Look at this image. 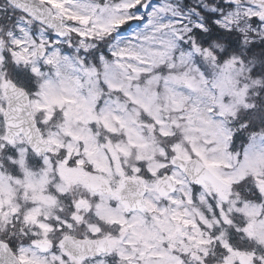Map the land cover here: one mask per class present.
<instances>
[{
	"label": "snow or ice",
	"instance_id": "snow-or-ice-1",
	"mask_svg": "<svg viewBox=\"0 0 264 264\" xmlns=\"http://www.w3.org/2000/svg\"><path fill=\"white\" fill-rule=\"evenodd\" d=\"M0 264H264V0H0Z\"/></svg>",
	"mask_w": 264,
	"mask_h": 264
}]
</instances>
